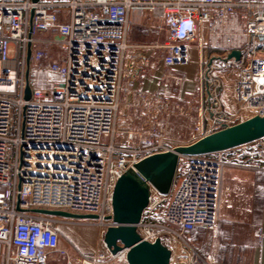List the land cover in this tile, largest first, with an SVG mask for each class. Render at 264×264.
Returning <instances> with one entry per match:
<instances>
[{
  "label": "built area",
  "instance_id": "built-area-1",
  "mask_svg": "<svg viewBox=\"0 0 264 264\" xmlns=\"http://www.w3.org/2000/svg\"><path fill=\"white\" fill-rule=\"evenodd\" d=\"M135 12L160 16L168 40L150 47L161 50L167 67L187 64L195 41L201 50L242 51L239 61L220 66L236 72L237 115L264 109V0H0V264H76L74 246L59 249L65 221L32 210L97 215L88 225L105 232L117 180L143 158L174 148L159 133L138 141L136 133L127 132L125 141L119 136L126 116L125 62L137 46L130 39ZM51 31L67 47L66 69L48 90L31 85L27 100V46L36 34ZM12 44L23 50L12 56ZM209 94L210 128L198 123L193 140L236 123L237 115L221 107L216 87ZM261 142L256 151L244 145L182 157L171 194L152 192L139 224L143 240H166L170 264H216L184 231L252 223L255 180L264 171ZM78 264L128 261L126 251L113 255L104 245Z\"/></svg>",
  "mask_w": 264,
  "mask_h": 264
},
{
  "label": "crops",
  "instance_id": "crops-1",
  "mask_svg": "<svg viewBox=\"0 0 264 264\" xmlns=\"http://www.w3.org/2000/svg\"><path fill=\"white\" fill-rule=\"evenodd\" d=\"M138 14L139 12H135L133 19ZM47 34L45 33L43 36V33H39L34 36L31 43L32 50H49L52 47H57L59 50H64L62 59L65 62L67 60V47L63 40L61 42L53 41L52 37H45ZM130 39L137 46L129 51L125 62L123 106L125 117L129 118V122L128 125L126 124L128 127L123 130L124 133L120 132L122 134L120 139L127 140V132L139 135L140 132L146 131L150 135L163 130L161 134L168 137V142L174 147L191 143L194 141L192 137L182 139V135L180 138L173 136L174 132L177 131L178 117L182 118L184 111L189 113L193 109L199 116L198 123L205 129H209L211 121V114L208 110L211 105L209 90L214 87L220 94L221 107L225 111L237 115L239 105L232 94L236 72L220 68L225 63L223 59L227 56L226 52L224 54L217 53L211 57L210 50H201L199 42L195 41L191 43L187 64L167 67L163 62L161 50L151 48L149 45L138 44L132 31ZM203 40H206L205 35ZM11 48L12 50H23L21 44H12ZM212 59L214 61L211 64ZM210 66H213L212 69H209ZM227 76L231 78V84L227 83L229 81ZM157 115L160 122H157ZM249 117L251 115L242 113L237 115L236 122ZM132 124L136 127H133ZM133 128L137 129L133 131ZM135 136L133 135V137ZM261 141L264 139L248 144V147L256 151L259 149ZM61 219L65 223L60 226L59 249L65 250L71 245L74 246L75 252L71 255V260L74 263L78 264L83 259H93L104 251L103 235L101 242L99 239L93 240L94 231L91 229L92 227L87 229L89 239L85 242L74 241L70 237L69 230L71 233L75 232V227L80 224L85 225L84 221L87 220ZM218 227L217 230L215 229L217 232L213 239L225 237L229 240L228 247L231 250L226 251L227 258H231L239 264H264V171L258 172L255 180L252 223L220 222ZM90 240L91 245L87 244ZM201 252L214 258L213 250L206 248L201 249Z\"/></svg>",
  "mask_w": 264,
  "mask_h": 264
},
{
  "label": "water",
  "instance_id": "water-1",
  "mask_svg": "<svg viewBox=\"0 0 264 264\" xmlns=\"http://www.w3.org/2000/svg\"><path fill=\"white\" fill-rule=\"evenodd\" d=\"M241 57L242 51L233 50L223 60L225 62L231 59L239 61ZM31 59L32 44L30 42L27 46L25 91L27 100L32 96ZM213 61L214 59L210 63L212 64ZM261 139H264V109L258 110L247 119L224 125L189 144L175 146L170 151L154 153L137 162L133 168L123 173L114 187L112 215L107 217L112 225L104 232V245L113 255L126 251L128 264H170L172 249L168 242L161 238L155 242L143 240L139 231V224L150 205L153 190L162 196L171 194L182 157L225 152ZM32 212L73 220L99 219L97 215L74 214L60 210L33 209Z\"/></svg>",
  "mask_w": 264,
  "mask_h": 264
},
{
  "label": "rangeland",
  "instance_id": "rangeland-1",
  "mask_svg": "<svg viewBox=\"0 0 264 264\" xmlns=\"http://www.w3.org/2000/svg\"><path fill=\"white\" fill-rule=\"evenodd\" d=\"M135 17H136L134 18L135 25L133 27L132 33L138 44L150 46L158 43L164 44L168 40L167 30L162 25L160 16L158 14L154 12L151 14L147 13L145 17L143 16V14L139 13ZM149 18H151V21H146ZM46 36L52 37L53 41L55 40L59 42L62 41L61 36H59L55 32H50L47 35H45V37ZM10 51L12 56L16 54V50H12L11 48ZM63 51L64 50H59L57 47H52L49 50H32L31 74H30L32 86L48 90L51 87H53L56 83H59L62 80V74L66 69V61L64 62V60L62 59ZM19 59L21 61L20 63V68H21L23 66L22 65L23 56L19 55ZM26 68H27V62H26ZM227 83L228 84L232 83L230 77ZM182 116H183L182 118H180V116L178 117L179 121L177 122L178 125L177 131L174 132L173 136L176 138H180V135H182V139H189L192 137L193 130L198 125L199 116L196 114L195 110L193 109L189 113L184 111ZM156 117H157L156 118L157 122H160L158 119L159 116L157 115ZM128 122H129V118L123 116V118L120 121V125H121L120 132L124 133L123 130L126 129V127H128L127 126ZM135 129L137 128H133V131H135ZM162 131H159L158 133L161 134ZM119 136H122V134L119 133ZM148 137L149 134H147V132L145 131L144 133L142 132V134L140 133L139 135H136L135 138L141 140ZM77 221H84V220H77ZM88 221L91 220L84 221L85 225L84 224L77 225L75 227L76 228L75 232L71 233V231L69 230L70 237H72L74 241L77 240V241L85 242L89 239V234L87 229L92 227L91 229L94 231L93 232L94 235L92 236L93 240L99 239L101 242V236L104 235L103 227L97 225H86L88 224ZM216 230L209 232L205 229L202 230L201 228L200 230L194 229L190 234L191 239L196 243L199 241L198 245L201 249L204 250L207 248L209 250H213L214 258L212 257L210 258L216 264H219L220 262H223L224 264H239L235 260L233 261L231 260V258H227L226 256V251L231 250L228 247L229 240L227 238L222 237L219 239H213V236L217 232ZM90 242L91 240L87 244L91 245ZM189 243L193 245L191 242Z\"/></svg>",
  "mask_w": 264,
  "mask_h": 264
},
{
  "label": "trees",
  "instance_id": "trees-1",
  "mask_svg": "<svg viewBox=\"0 0 264 264\" xmlns=\"http://www.w3.org/2000/svg\"><path fill=\"white\" fill-rule=\"evenodd\" d=\"M237 2H241V3H244V2H259L260 0H236ZM210 50V56L212 57L214 54H224L225 53V51H221V50H212V49H209ZM194 229H198V230H200V228H198V227H193V228H189V229H185V231H184V234H185V237L187 238V240H189V242H191L194 246H195V248L200 252V253H202L205 257H209V256H207L206 254H204L203 252H201V248L199 247V245H198V242L196 243V242H194L192 239H191V232H192V230H194ZM202 230H204V228H201ZM205 230H207V231H209V232H212V230H208V229H205ZM220 263H223V262H220ZM219 263V264H220Z\"/></svg>",
  "mask_w": 264,
  "mask_h": 264
}]
</instances>
